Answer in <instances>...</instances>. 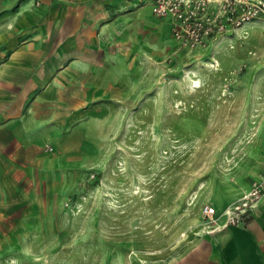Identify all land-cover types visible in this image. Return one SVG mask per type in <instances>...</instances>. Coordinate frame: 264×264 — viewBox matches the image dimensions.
I'll use <instances>...</instances> for the list:
<instances>
[{"label":"rangeland","instance_id":"1","mask_svg":"<svg viewBox=\"0 0 264 264\" xmlns=\"http://www.w3.org/2000/svg\"><path fill=\"white\" fill-rule=\"evenodd\" d=\"M128 22L107 50L110 111L0 264L166 263L264 152V16L194 49L147 13Z\"/></svg>","mask_w":264,"mask_h":264},{"label":"crops","instance_id":"2","mask_svg":"<svg viewBox=\"0 0 264 264\" xmlns=\"http://www.w3.org/2000/svg\"><path fill=\"white\" fill-rule=\"evenodd\" d=\"M147 1L0 0V251L25 236L50 173L81 157L91 124L110 111L102 80L111 75L113 32L147 13L177 42L170 19ZM246 175L221 208L264 176V152ZM204 222L159 264H264V196L239 224Z\"/></svg>","mask_w":264,"mask_h":264},{"label":"built area","instance_id":"3","mask_svg":"<svg viewBox=\"0 0 264 264\" xmlns=\"http://www.w3.org/2000/svg\"><path fill=\"white\" fill-rule=\"evenodd\" d=\"M152 12L167 17L182 48L194 49L247 21L264 16V0H150ZM264 196V176L251 183L234 200L218 210L205 204L201 213L208 222L222 216L225 224H239Z\"/></svg>","mask_w":264,"mask_h":264},{"label":"trees","instance_id":"4","mask_svg":"<svg viewBox=\"0 0 264 264\" xmlns=\"http://www.w3.org/2000/svg\"><path fill=\"white\" fill-rule=\"evenodd\" d=\"M216 203V202H215ZM213 205V204H212ZM215 206V205H214ZM216 207V206H215ZM217 208V207H216ZM221 208V207H220ZM217 209H219V208H217Z\"/></svg>","mask_w":264,"mask_h":264}]
</instances>
